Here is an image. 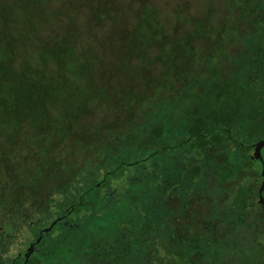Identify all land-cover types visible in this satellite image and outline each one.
<instances>
[{
	"label": "trees",
	"instance_id": "obj_1",
	"mask_svg": "<svg viewBox=\"0 0 264 264\" xmlns=\"http://www.w3.org/2000/svg\"><path fill=\"white\" fill-rule=\"evenodd\" d=\"M219 1H222L220 6L223 8L239 3L236 8H241V12L247 11L245 17H254L264 31V0H203L202 13L198 17L189 15V2L174 6L170 0H166L165 8L156 5V0H13V4L0 0V185L5 182L0 186L2 226L21 225L23 221L18 220L19 217L25 220L34 215V204L21 209V197L8 200L6 196V191L10 189L6 158L14 154L16 144L21 149L22 144L43 145V157L59 155L64 149L73 157L69 162L73 170H82L87 161L94 162L97 168L105 165V161H94L99 157L96 154L90 158L94 144L104 137V133L110 135L108 142L117 143L115 151L120 149V143L135 146L130 154L124 156L125 160L118 161L123 169H134L138 165L145 168L158 167L162 163L167 165L171 157L178 159L184 167L192 162L208 163L211 154L202 153L201 148L210 144L222 148L224 143L229 144V149L222 157L219 170L214 173L215 181L222 182L219 175L237 174L252 162L260 166L259 162L250 158V153L253 152V144L264 140V96L258 103L254 94L248 96L243 104L244 116L240 117L238 111L230 106L233 101L235 104L241 101L246 93L244 90L231 101L230 91L215 70L210 71L203 82L197 80L193 83L205 70L204 64L210 57L200 53L197 43L210 39L212 32L222 31L213 25V17L221 11L218 9ZM50 4L56 7L52 8ZM85 7L90 12L80 19V11ZM43 23L52 30L40 35ZM131 29L134 32L129 34ZM21 33L24 38L18 36ZM45 38L49 42L39 48ZM258 39L260 46L254 58L258 59L259 56L264 66V34ZM4 40L8 44L5 45ZM105 55L117 61L104 65L101 59ZM27 56L30 58L27 59ZM259 75L264 83V67L260 68ZM177 83H180L178 88L175 87ZM184 87L192 88L194 95L183 109L185 116L181 121L183 128L186 127L185 135H168L160 121L152 124L144 138H140L143 134H123L113 125L114 120L119 118H125L129 126L135 124L132 112L144 97V88H151L154 97L160 98V102L172 110L184 99ZM100 88H104L106 93H98ZM164 90L167 95L161 98L159 93ZM99 108L103 110L102 115L106 120L88 126L89 116ZM199 111H204V118L197 117ZM239 132L245 135V143L239 140ZM115 147L107 146V149ZM20 151L18 149L17 153ZM133 152L140 157L131 160ZM261 155L264 161V148ZM43 164L47 166L49 162ZM93 178L91 175L84 177V185H107V180L93 182ZM157 184L162 186L161 196L165 198L163 188L168 182ZM139 189H142L141 183L129 189L131 200L134 196L130 192ZM87 191L86 187L81 192L79 189L76 198L73 195L76 203L68 208L63 217L52 220L47 227L40 226L36 239L42 240L46 235H51L56 224L64 218L71 219L73 223L70 228H75L74 218L85 210ZM57 193L62 196L65 192ZM251 199V189H237L230 205L232 215L238 212L233 221L244 235L264 238V207L257 203L253 213L243 215L245 210L252 207ZM126 205L124 212L135 203L130 201ZM184 215L188 218L181 221ZM32 221L30 218V223L37 224L44 222V219ZM179 222L178 234L168 239L161 236L155 241L174 252L166 264H193L192 257H182L179 245L189 238L190 233H193L191 238L195 241L197 228L188 224L196 222V215L186 214L183 209ZM131 223L124 219L122 224H117L118 234L111 236L108 221L102 229L103 235H96L97 242L93 247L85 249L81 246L77 248V253L86 258L84 263L93 264L89 257L93 253L97 255L103 241L120 245L122 250L131 253L134 243L129 235L133 232ZM145 225L144 222L141 227ZM2 226L0 240L6 237ZM24 236L22 248L12 256L17 264H40L51 254L49 251L41 253L36 260L30 255L26 257L30 246L35 250L42 242L31 241L28 232ZM65 242L70 244L68 240ZM251 254L263 257L264 264V247L254 246Z\"/></svg>",
	"mask_w": 264,
	"mask_h": 264
},
{
	"label": "rangeland",
	"instance_id": "obj_2",
	"mask_svg": "<svg viewBox=\"0 0 264 264\" xmlns=\"http://www.w3.org/2000/svg\"><path fill=\"white\" fill-rule=\"evenodd\" d=\"M6 1L13 4V0ZM170 2L174 6L189 2L188 13L193 17H198L202 13L203 0H170ZM156 3L161 8H165L167 4L166 0H156ZM221 3L222 1H219L218 9L221 11L213 17V25H217L222 31L212 32L210 39L197 43L200 53L210 57L204 64L205 70L201 71L193 83L197 80L203 82L208 73L215 70L230 91L231 101L242 90L246 92L239 103L235 104L233 101L230 106L238 111V116L243 117L245 113L243 104L248 96L254 94L256 103L264 96V83L259 75L260 68L264 66L259 56L258 59L254 58L255 54L258 55L260 46L258 37L263 35L264 31L254 17L249 19L245 17L247 11L241 12V8H236L239 3H232L230 8H223L220 6ZM50 7L56 6L50 4ZM89 12L88 7L83 8L80 11V19L83 14L87 15ZM41 28L40 35L52 30L46 23L41 24ZM133 32L131 29L129 34ZM18 36L24 38L22 33ZM48 42L49 39L45 38L39 48ZM3 43L8 44L6 40ZM22 55L21 53L20 56ZM28 56L27 59L30 58ZM116 61L114 57L107 55L101 59L104 65ZM208 82L207 80L206 83ZM175 87H180V83H177ZM191 90L192 88L184 87V99L170 110L167 104L160 102V98L154 97L155 93L151 88H144V97L140 100L137 109L132 112L135 124L129 126L125 118H119L114 120L113 125H116L123 134L130 132L143 134L140 138H144L152 124L160 121L164 124L163 128L168 135L175 133V136L181 137L186 133V127L183 128L181 121L185 116L183 109L189 105L190 99L194 98ZM102 92L106 93L104 88L98 90V93ZM159 95L161 98L165 97L166 90ZM103 113L100 108L92 113L93 115L89 116L88 126L97 125L98 121L103 123L106 120ZM196 114L200 119L205 116L204 111ZM239 133V140L245 143V135ZM109 137V134L104 133V137L94 144L95 149L90 156L92 159L96 154L99 157L94 161L98 163L105 161V165L97 168L94 162L87 161L82 166V170H73L69 167L73 157L64 149H61L63 152L59 155L43 157L41 151L44 148L43 145L36 147L34 144L29 146L22 144L21 149V146L16 144L14 154L6 158L10 179V189L6 191V196L8 200L21 197L19 201L21 209L34 204L35 207L32 209L34 215L25 220L22 216L19 217L18 220H22L24 225L2 226L0 221V228L2 226L6 236L0 240V264H17L12 256L22 248L25 232H28L31 241L42 242L37 249L34 250L32 247L30 256L33 260H36L35 258L41 253L48 251L51 253L40 264H88L84 263L86 258L77 253V248L93 247L97 242L96 235L98 234L99 237L103 235L102 229L107 226L108 221L111 226V236L118 234L117 224H122L124 219L132 221L133 232L129 235L134 243H132L131 253L122 250L120 245L103 241L97 255L91 254L89 260L93 264H156V262L166 264L174 252L167 246L161 247L155 240L161 236L168 239L179 233L178 219L183 209L186 210V214L196 215V222L188 225L194 226L197 230L194 233L195 241L191 238L193 233H190L186 241L180 242L182 257H192L193 264H262L263 257L251 254V250L254 246L264 247V238L244 235L243 230L233 221L238 212L232 215L230 207L233 195L240 187L251 189L253 202L252 207L245 210L243 215L249 216L257 208V191L261 182L260 166L257 167V164L252 162L237 174L219 175L222 182L215 181L214 173L219 170L218 166L222 157L229 149V144L224 143L222 148H217L214 144L204 145L201 148L202 153L211 154V161L208 163L192 162L184 167L178 159L171 157L169 159L171 162L167 165L162 163L158 167L147 166L146 168L138 165L128 170L123 169V165L119 166L118 161L130 154V150L135 146H123L120 143V149L115 151L117 143L108 142ZM107 146L115 148L107 149ZM18 149L21 153H17ZM182 150L188 151V149ZM103 156L105 157L102 158ZM139 157V154L133 152L130 159L135 160ZM250 158L253 160L252 151ZM45 161L49 162L47 166L43 164ZM108 169L110 171L107 172H112L114 175L112 173L107 175ZM69 170H71L70 175ZM89 175L94 177L93 182L99 179L107 180V185L95 186L93 183L90 187L85 186L84 177ZM69 182L70 184L67 185ZM158 182H168V185L163 188L165 198L161 196L162 186L157 184ZM136 183H141L142 189L130 192L134 196L131 200L128 195L129 189L135 187ZM3 185L5 182L0 186ZM64 187L67 189L63 190ZM85 187L88 188L87 203L85 202V210L74 218L75 228H70L73 223L71 219L64 218L62 222L56 224L51 235H46L42 240L36 239L39 227H47L52 220L63 217L68 208L76 203L78 190L80 189L81 192ZM58 191L65 193L61 196V194L58 195ZM130 201L137 206L134 205L124 212V205ZM184 203L188 204L183 205ZM30 218L35 222L38 218H42L44 222L30 223ZM187 218V215H184L181 221ZM144 222L146 225L142 228ZM66 240L70 244H67Z\"/></svg>",
	"mask_w": 264,
	"mask_h": 264
},
{
	"label": "water",
	"instance_id": "obj_3",
	"mask_svg": "<svg viewBox=\"0 0 264 264\" xmlns=\"http://www.w3.org/2000/svg\"><path fill=\"white\" fill-rule=\"evenodd\" d=\"M252 147H253L252 158L255 161L259 162L260 166H261V170H260L261 182H260V186H259L258 191H257V194H258L257 203H258V205L264 207V196H263V193H264V161H263V158L261 155V151L264 148V140L258 141L257 143L253 144ZM31 251H32V246H30L28 248V252H27L26 257L28 255H30Z\"/></svg>",
	"mask_w": 264,
	"mask_h": 264
},
{
	"label": "flooded vegetation",
	"instance_id": "obj_4",
	"mask_svg": "<svg viewBox=\"0 0 264 264\" xmlns=\"http://www.w3.org/2000/svg\"><path fill=\"white\" fill-rule=\"evenodd\" d=\"M260 170H261V167H260Z\"/></svg>",
	"mask_w": 264,
	"mask_h": 264
}]
</instances>
